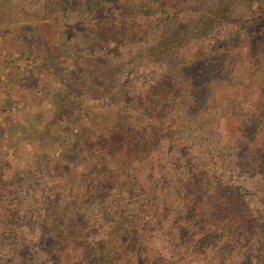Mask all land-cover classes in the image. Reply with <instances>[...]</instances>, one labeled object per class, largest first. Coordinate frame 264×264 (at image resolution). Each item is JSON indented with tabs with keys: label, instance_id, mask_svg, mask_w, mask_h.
Here are the masks:
<instances>
[{
	"label": "trees",
	"instance_id": "16d2710c",
	"mask_svg": "<svg viewBox=\"0 0 264 264\" xmlns=\"http://www.w3.org/2000/svg\"><path fill=\"white\" fill-rule=\"evenodd\" d=\"M81 1L0 0V40L8 57L15 55L17 60L29 63L33 70L40 72L45 71L46 62L59 63L58 59L64 56L70 61L78 52L82 68H78L72 78L65 76L61 84L67 83L65 88L82 95H113L114 90L106 84L105 78L114 80L120 70L128 69L130 64L137 65L135 62H141L146 54L151 58L161 57L160 54L166 52L161 46L165 39L151 48L133 43L145 30L138 8H155L158 24L181 23L182 35L174 39L186 34H208L224 23H230L231 28L219 44L216 39L212 40L213 44L207 45V49L172 62L174 72L166 73L165 86L172 89L174 84L176 97L167 114L160 117L159 113L144 112L157 106L159 91L156 88L155 97H142L137 87L131 90L137 94L132 100L131 91L122 86L116 99L105 98L115 106V119L95 118L79 132L82 149L67 161L74 165L66 168L64 165L59 177L63 188L67 189L69 178L65 175H74L81 181L74 186L79 192L76 197L66 193L64 198L52 202L44 211L43 221L40 219L33 224L43 237L40 244L46 260H41L33 248L23 243L21 251L29 252V257L25 252L27 263L169 264L165 253L153 241L154 230L170 226L167 222L170 219L178 222L175 227L185 232L182 241L186 254H191L198 243L205 242L209 232L222 233V238L213 234L215 240L208 242L210 254L204 252L205 256L199 261L194 259L192 264H264V209L255 205L250 197H239L241 208L235 209L237 203L227 201L218 190L227 183V170L218 166L214 172L209 161L201 163V159L188 151L202 156L211 152L209 160L213 164L217 157L226 158V147H201L197 143L201 137L193 134L197 122L190 120L191 107L198 106L201 113L202 108L212 111L217 106L233 120L231 125L235 131L243 134L229 144L236 147L250 144L253 164L264 179V0H131L117 4L113 17L105 16L113 1ZM229 4L234 10L229 9ZM10 8L16 10L17 19L3 18L1 13ZM235 8H240L238 12L246 16L240 24L231 21L238 13ZM25 15L30 16L29 21L22 19ZM71 15L80 21L63 24ZM40 16L51 21L59 19L57 41L49 44L44 40L40 33L41 21L33 18ZM149 19L150 16L145 18ZM156 29L160 30L158 26ZM81 40L85 47L78 43ZM113 46L121 52L116 59L110 53ZM104 52L106 61L95 57ZM122 58L125 61L120 63ZM215 96L222 101L210 107ZM132 111L138 113L137 117H133ZM143 113L150 120H143L140 125ZM257 137L262 140L255 146ZM154 140L156 147L150 145ZM228 156L236 158L231 152ZM150 157L153 159L149 160ZM230 161L228 163L236 170L235 161ZM157 171L161 172L159 180L155 177ZM22 175L24 178L19 180L17 188L24 185L28 193H33L32 185L37 186L35 181L25 172ZM148 178L154 184L150 188H147ZM208 189L214 190L207 194ZM12 196L10 203H19L14 193ZM31 196L33 194H28L26 200ZM3 198L0 195V200ZM0 210L9 219V225L0 227V240H19L10 227L11 222L15 228L13 219L22 215L19 205ZM34 214L29 216L34 219ZM243 236L249 242H256L257 250L261 248L256 258L245 261L238 255L227 261L225 255L233 252L227 241L235 242ZM170 251L173 254L174 251Z\"/></svg>",
	"mask_w": 264,
	"mask_h": 264
},
{
	"label": "rangeland",
	"instance_id": "374dc122",
	"mask_svg": "<svg viewBox=\"0 0 264 264\" xmlns=\"http://www.w3.org/2000/svg\"><path fill=\"white\" fill-rule=\"evenodd\" d=\"M87 1L82 0L81 2ZM110 1L113 2L111 7L109 6L110 11L108 9L109 12H105L107 17L115 15L118 10L117 4L121 5L122 2L131 0H108V2ZM228 7L230 10L233 9L230 4ZM106 8H108L107 5ZM235 9L237 12L240 11V8ZM138 10L141 12L140 17L145 24V30L144 32L142 30L141 35L137 36L133 43L137 46L151 48L156 42H162L165 39L166 41L161 46L163 51L166 52L160 54L161 57L152 56L149 58L146 54L145 59H142L141 62L139 60L135 62L137 65L130 64L127 67L128 69L123 68L120 70L119 75L114 80L105 78L106 84L114 90L113 95H82L78 91L65 88L68 85L67 83L65 86L64 83L63 85L61 84L62 79H66L65 76L72 78L78 73V68H82V60L77 55L78 52L71 56L72 60L70 61H66L64 56L58 59L59 63L46 62L45 71L40 72L38 69L33 70L32 65L29 63H22L23 61L17 60L15 55L8 57L5 51L6 47L0 40V186L2 185L0 187V195L4 197L0 200V209L18 204L22 212L19 219H13V224L16 223L15 228L10 222L11 230L18 234L19 240H0V264H28L26 254L29 257V252L27 249L25 251L26 254L21 251L23 243L27 244L26 247L33 248L41 260H46L40 244V240L43 237L33 224L40 222V219L43 221L46 207H49L58 198L61 199L66 193L68 196L69 194H72L73 197L77 196L79 191L74 186H77L81 181L75 179L74 175H65V177L69 178V181L68 188L64 189V184L61 183L59 177L61 178L62 176L64 165H66L65 168L74 165L68 164L67 161L75 157L77 152L82 149V140H80L81 135L79 134L81 129L87 128L95 118L101 121L115 119V106L114 104H109L107 102L108 99L105 98L116 99L117 92L122 89V86H126L125 90L129 89V92L140 87L141 91L139 93L142 94V97L147 95L155 97L156 92L159 91L157 106L144 112L147 114L159 113L160 117L167 114L168 108L171 107L176 97L174 84L171 86L172 89L165 86L168 82L166 73L174 72V63L172 62L179 57L207 49V45L213 44L212 40L216 39L219 44L221 37L231 28L230 23H224L219 29L208 34L204 32L196 36H187L186 34L183 37L174 39L176 35H182L181 23H176L177 25L171 24V22H167L165 25L163 23L158 24L157 20H155V8L143 7L138 8ZM237 12H234V14ZM239 13L235 14V17H231L232 23L240 24L246 18V16L241 14L243 13L242 11ZM1 14L5 20L18 18L16 10L13 8ZM148 16H150V19L146 21L145 18ZM29 18V15L22 17L24 21H29ZM33 18L41 21L40 33L45 41L49 42V44L57 41L60 33L57 23L59 19L51 21L43 16ZM78 21L80 20L78 19ZM78 21L74 15H71L70 18L64 20L63 24L70 25ZM156 26L160 30L156 29ZM78 43L84 46L82 40L78 41ZM111 48L110 53L115 56V59L118 54L121 55L116 46ZM65 54H69V52ZM95 57L101 61L108 59L105 58V52L97 53ZM119 61L123 63L125 59L122 58ZM50 66H53V68H49ZM170 69H173V71H170ZM30 76H33V79H30ZM136 95L135 91H131L130 97L132 100L136 98ZM221 101L215 96L214 103L210 107L212 105L216 106V103ZM202 109L204 113H200L198 106H193L190 109L191 114H193L190 120L197 122L193 134L201 136L197 143H200L201 147H207L208 145L220 149L226 147L228 154L223 160L220 157L215 158L214 160L217 162L213 164L209 160L211 152L202 156L194 153V151H188L198 157L199 160L201 159V163L209 161V165L213 167L214 172L218 166H223V169L227 170V183L218 190L220 194L225 195L227 201H234V204L237 203L238 206L235 209L241 208L239 197L244 199L250 197L255 205L264 209V179L259 175L253 164L251 145L246 143V145L242 144L240 147H236L235 145L231 146V143L229 144V142L235 141L233 140L235 137L243 134L235 131V127L231 125L233 120L225 116V110L219 109L217 106L212 108V111H205L207 110L206 108ZM132 115L137 117L138 113L132 111ZM143 120L147 121L150 119L143 113L140 117V125ZM226 140L229 141L226 143ZM261 140V137H257L254 145L258 146ZM249 141L253 144L251 138H249ZM159 143L163 146L161 142ZM150 145L156 147L155 140ZM230 152L236 155L238 161L236 158L233 159L228 156ZM80 157H83V155ZM152 159L153 157H150L149 160ZM231 159L235 161L236 170L231 166V163H228ZM24 172L31 175L37 185H32L33 193H28L24 185L17 188L19 180L24 178L22 175ZM159 175H161V172L158 173L157 171L155 177L158 180L160 179ZM146 181L148 183L147 188L154 185L149 181V178ZM71 190L73 192L68 193ZM213 190L208 189L207 194ZM4 191L10 194H6ZM12 191L16 198L19 199V203H10L11 198L9 197L12 196ZM28 194H33V196L26 200ZM33 213H35L34 216L36 217L34 219L29 216ZM7 221L9 219L0 210V227L9 225ZM167 222L170 226H166L165 229L156 228L154 230L156 238L153 244L162 253H165V260L169 264H192L194 259L199 261L205 256L203 255L204 252H209L210 254V243L215 240L214 235L219 238L223 237L221 232H214V235L209 232L206 234L205 242L198 243L195 249H191L193 251L190 252L191 254H186L184 242L182 241L185 239V232L175 227V225H179L178 222L175 223L170 221V219ZM164 231L166 234L162 235ZM209 241L210 243L208 244ZM188 242L192 241L188 240ZM255 243L249 242L244 236L236 239L235 242L227 241L228 245H226L233 252L225 255V258L230 261L240 255L243 256L245 261L251 257L255 259V255L261 249L257 250ZM170 250L174 251L173 254H170ZM179 250L180 252H177ZM208 256L212 257V255Z\"/></svg>",
	"mask_w": 264,
	"mask_h": 264
}]
</instances>
